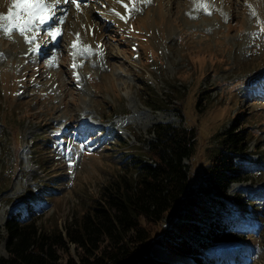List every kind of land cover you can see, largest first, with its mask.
Segmentation results:
<instances>
[{
    "label": "rangeland",
    "instance_id": "374dc122",
    "mask_svg": "<svg viewBox=\"0 0 264 264\" xmlns=\"http://www.w3.org/2000/svg\"><path fill=\"white\" fill-rule=\"evenodd\" d=\"M6 1L2 16L16 11ZM248 1L222 0L217 9L208 0H84L77 11L60 0L58 15L67 16L57 43L44 30L31 45L0 31L1 257L6 219L26 218L30 206L40 229L63 230L122 170L124 155L140 151L135 137L151 138L154 123L195 128L197 151L185 163L197 177L215 135L236 120L250 139L236 159L246 178L227 195L255 206L205 251L204 264H264V4ZM36 45L41 54L30 51ZM150 254L176 262L158 245Z\"/></svg>",
    "mask_w": 264,
    "mask_h": 264
},
{
    "label": "trees",
    "instance_id": "16d2710c",
    "mask_svg": "<svg viewBox=\"0 0 264 264\" xmlns=\"http://www.w3.org/2000/svg\"><path fill=\"white\" fill-rule=\"evenodd\" d=\"M237 122L215 135L216 148L197 177L185 163L197 151L195 128L154 123L151 138L135 137L140 151L124 155L122 170L63 230L40 229L30 206L26 218L6 219L7 255L0 264H180L184 258L203 264L205 251L230 236L246 206H255L227 195L228 186L246 178L236 159L247 156L250 139ZM153 245L176 262L155 259Z\"/></svg>",
    "mask_w": 264,
    "mask_h": 264
},
{
    "label": "snow or ice",
    "instance_id": "6c2138e0",
    "mask_svg": "<svg viewBox=\"0 0 264 264\" xmlns=\"http://www.w3.org/2000/svg\"><path fill=\"white\" fill-rule=\"evenodd\" d=\"M145 2H149V0H145ZM12 3L16 11L13 12L9 9L8 16L0 15V31L6 35L19 34L24 38L25 43L31 45L35 34L39 30H44L54 44L58 42V38L61 36V26L65 23L67 16L66 12L58 15L57 9L60 0H54V2L53 0H12ZM63 3L73 5L77 11H80L84 0H63ZM124 7L127 9V5ZM206 14L211 15V12H206ZM115 15L120 16L121 19L124 18L120 13H115ZM29 33L33 34L31 39ZM30 51L34 54H41L39 45L30 48ZM73 67L75 68V64Z\"/></svg>",
    "mask_w": 264,
    "mask_h": 264
},
{
    "label": "bare ground",
    "instance_id": "6f19581e",
    "mask_svg": "<svg viewBox=\"0 0 264 264\" xmlns=\"http://www.w3.org/2000/svg\"><path fill=\"white\" fill-rule=\"evenodd\" d=\"M208 1H210V3L213 5V6H216V8L218 9V4L217 3H221L222 2V0H208ZM249 3H252V5H262V4H264V0H249L248 1ZM12 5H13V3H12V0H7L6 1V8L7 9H9L10 7H12ZM119 10V9H118ZM7 12V11H6ZM8 12H9V10H8ZM8 12H7V14H8ZM87 14V13H86ZM83 15H85V13L84 12H82V17H83ZM76 17H77V15H75ZM83 21V20H82ZM82 21H80V22H82ZM87 21H88V19H87ZM90 21V20H89ZM79 22V21H78ZM77 22V23H78ZM81 24V23H80ZM89 24H90V22H89ZM88 24H86V27L88 28L89 26H87ZM77 26V25H76ZM78 27V26H77ZM81 27V26H80ZM85 27V28H86ZM79 28V27H78ZM81 32V31H80ZM79 32V33H80ZM76 33V32H75ZM82 35H84V34H82ZM81 36V35H80ZM84 37H86L85 35H84ZM83 41V40H82Z\"/></svg>",
    "mask_w": 264,
    "mask_h": 264
}]
</instances>
